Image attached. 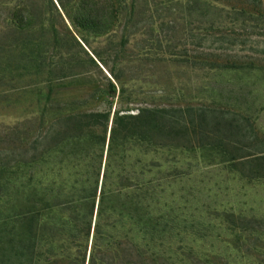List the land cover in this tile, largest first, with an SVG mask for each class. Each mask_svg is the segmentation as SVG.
<instances>
[{
    "label": "trees",
    "instance_id": "16d2710c",
    "mask_svg": "<svg viewBox=\"0 0 264 264\" xmlns=\"http://www.w3.org/2000/svg\"><path fill=\"white\" fill-rule=\"evenodd\" d=\"M176 4L203 24L207 41L219 42L208 47L214 51L205 68L220 76L251 66L221 57L247 46L236 27L264 36L262 0ZM124 8L108 0V19L134 16L137 25L141 7L132 5L129 15ZM80 12L77 0H0V98L10 104L21 84L37 95L21 146L0 156V264H264L257 226L264 212L200 197L186 160L198 155L203 166L244 185H264V141L243 152L231 138L233 124L220 136L209 132V110L193 106L116 110L108 138L110 111L80 112L74 102L51 100L56 85L97 64L84 48L80 60L68 38L80 45L70 24ZM222 82L213 78L210 87ZM110 86L116 94L112 80Z\"/></svg>",
    "mask_w": 264,
    "mask_h": 264
},
{
    "label": "rangeland",
    "instance_id": "374dc122",
    "mask_svg": "<svg viewBox=\"0 0 264 264\" xmlns=\"http://www.w3.org/2000/svg\"><path fill=\"white\" fill-rule=\"evenodd\" d=\"M176 2L114 0L116 7H125L124 14L129 15L132 5L137 9L141 7L143 13L134 25V16L108 19V0H77V6L84 13H77V25L71 21L70 24L80 45L68 38L80 60L85 59L86 50L98 65L90 64L78 78L69 77L56 85L51 100L74 102L80 112L110 111L108 138L115 111L119 109L129 108L130 111L123 112L137 113L140 107H203L209 110L204 123L207 131L216 130L220 136L227 124H233L232 140L237 141L243 152L255 150L264 141V36L259 35L256 28L248 27L246 31L236 27L235 31L242 33L241 38L248 39L247 46L238 44L225 50L221 58L251 66L214 75L202 63L211 57L208 52L214 51L208 47L217 46L219 42L207 41L201 31L203 24L190 19L185 11L180 12ZM262 8L264 10V0ZM87 12H92L91 18L86 17ZM59 32L67 36L64 24ZM112 69L123 76L121 81L112 78ZM213 78L223 81L215 91L210 87ZM110 80L116 88L114 95L110 92ZM31 89L19 85L11 93L10 104L6 98H0L2 158L12 154L9 150L14 144L21 146L27 135L33 117L30 104L37 100L36 90ZM43 93L42 103H45L47 90ZM194 115L197 116V112ZM47 125L44 124V131ZM186 160L192 164L193 177L203 188L200 197L218 198L237 208L264 212V185H244L221 168L203 166L198 155ZM257 226L264 230V222Z\"/></svg>",
    "mask_w": 264,
    "mask_h": 264
}]
</instances>
